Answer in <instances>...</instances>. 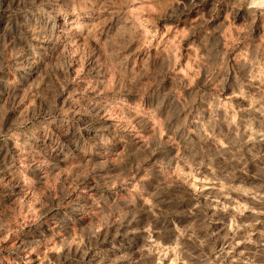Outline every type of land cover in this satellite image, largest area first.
Instances as JSON below:
<instances>
[{
  "label": "clouds",
  "instance_id": "clouds-1",
  "mask_svg": "<svg viewBox=\"0 0 264 264\" xmlns=\"http://www.w3.org/2000/svg\"><path fill=\"white\" fill-rule=\"evenodd\" d=\"M134 2L0 0V185L5 183V174L21 185L19 193H16L18 198L12 202V206L3 205V201H0L3 207L0 229H6L19 238L16 234L23 227V220L18 227H11L12 219L4 221V215L10 214L11 218L20 215L28 217L29 212L38 211L28 204V200L23 199L29 197L30 193H38L48 201H40V208L44 210L42 214L46 215L51 211L53 202L58 203L57 184L59 202L78 186L87 188L91 185L89 191L94 190L91 206H95L98 212H91L90 205H81L78 200L70 209L77 218L81 215L99 217L98 223L93 224L88 233L82 230L74 241L80 253L87 252L93 238L99 243L100 237L104 235L99 229L108 224L110 217L115 215L118 221L129 213L135 214L142 210L149 213V223L154 226L152 231L159 232L160 239L176 236L173 241L175 248L172 249L176 252V264H225L228 256L223 249L220 250L219 259L207 258L216 252L212 243L213 234L207 231V225L204 224V220L209 219L207 215L199 221L204 227L200 235V227L195 220L185 225L183 230L177 227L175 217L188 214L175 210L179 207L178 202L175 207L171 203L168 208L160 207L163 202L161 194L167 192L175 181L170 180L155 163L149 162L153 149L149 147L148 140L137 147L136 142L125 139L127 133L124 129L139 115L136 104L143 100L144 89L157 83V77L162 78L166 73H179L185 69H177L171 62L154 64L152 68L145 64L139 70L135 67L129 69L125 63L127 58L121 57L120 53L131 41L113 47L116 39L111 31L105 33V44L112 47V51L106 54L95 72L91 68L84 71L76 67L82 63L81 57L86 58L94 50L89 48L87 52L84 51L87 41L77 43L85 31L88 32V40L95 39V29L104 33L103 25L116 16L115 23L109 25V29L116 30V36H122L126 31L135 32L134 24L131 29H125L121 23L132 19L131 16L125 19L123 14ZM147 7L150 11L159 9L156 20L163 17L165 24H178L181 15L196 9L199 13L197 22L189 30L200 31L199 46L204 49V54L194 58L192 64L196 67L190 64L187 71L196 75L201 68L207 69L212 65L218 85L217 94L228 82L231 71L236 74L235 82L240 87V92L234 91V95L245 96L244 86L248 84L258 90L260 100L264 101V79L259 85H252L256 77L243 71L248 65H264V0H168L166 4L156 3L155 8L151 4ZM84 20L96 23L90 27L88 23H82ZM152 26L155 27V20ZM225 30L231 34V43L227 48L221 47ZM133 38L139 39L138 36ZM166 59L171 61L170 57ZM229 60L233 63L229 64ZM244 76L248 78L242 79ZM177 81L182 88L190 87L184 77H177ZM109 115L117 117L116 126L105 128ZM171 131L175 135L176 128L171 127ZM149 139H158V134L154 133ZM121 144L123 151L117 152L115 149ZM217 152L223 154L219 148ZM69 160L81 163L61 167L62 162L67 164ZM146 163H149L148 167ZM134 183L138 185L135 189L132 188ZM153 184L155 190L149 192L147 187ZM183 191L187 192V189ZM138 196H149L155 203L151 208H144L143 204L137 205ZM170 199L177 201L178 197L170 195ZM153 208L157 211L153 212ZM161 217L171 226L164 224L156 227ZM28 218L35 219L34 216ZM27 235L26 240L22 241L25 244L22 251L27 255L20 256V246H5L7 236L0 232V264H5V261L7 264H32L28 257L33 252L40 255L38 250L41 241H29ZM245 240L255 245V249H247L249 257L243 264H264V234L259 241L252 240L250 236L245 237ZM71 243L67 237L61 240L60 245L49 238L43 240L44 246L52 245L48 250L57 254L62 247L70 248ZM145 243H148V237H145ZM205 247L210 249L207 254L204 253ZM158 250L163 253L162 248ZM138 251L143 264H158L151 248L147 252L143 248ZM13 253L19 258L9 259ZM44 259H48L47 256L40 264H43ZM48 264H62L60 256L48 260ZM82 264H88V261L82 260ZM104 264H110V259L105 260ZM121 264H129V261H121Z\"/></svg>",
  "mask_w": 264,
  "mask_h": 264
},
{
  "label": "rangeland",
  "instance_id": "rangeland-1",
  "mask_svg": "<svg viewBox=\"0 0 264 264\" xmlns=\"http://www.w3.org/2000/svg\"><path fill=\"white\" fill-rule=\"evenodd\" d=\"M167 2L168 0H135L131 8L123 14L125 19L128 16L132 19L126 23L121 21L125 29H131L134 24L136 26L134 33L126 31L124 35L116 36V30L109 29V25L117 20L116 16L103 25L104 33L95 29V39L88 40V32L85 31L77 43L87 41L84 51L87 52L89 48L94 50L86 58L81 57L82 63L76 67L84 71L91 68L95 72L106 54L112 51V47L105 44L107 39L105 33L111 31L116 39L113 47L131 41L120 53L121 57L127 58L125 63L129 69L135 67L139 70L145 64L152 68L154 64L169 62L177 69H185L179 73H166L162 78L157 77V83L144 89L143 100L136 104V112L139 115H136L131 125L124 129L127 133L125 139L136 142L137 147L148 140L149 147L153 149L148 158L149 162L155 163L170 180L175 181L167 192L161 194L163 202L160 207L168 208L169 203L175 207L178 202L179 207L175 210L188 213L175 217L177 227L183 230L185 225L195 220L200 227L198 234L202 235L204 227L199 221L204 220V216L207 215L209 219L204 220V224L207 225V231L213 234L212 243L216 249V252L207 258L219 259L220 250L223 249L228 256L225 264H243L249 257L247 249H255V245L247 243L245 237L250 236L252 240L259 241L264 234V108H262L264 101L260 100L258 90L248 84L244 86L247 98L234 95V91L240 92V87L235 82L236 74L231 71L228 82L218 94L212 65L207 69L201 68L196 75L187 71L190 64L193 68L196 67L192 60L204 54V49L199 46L200 31L189 30L197 22L196 17L199 13L192 9L191 12L180 16L178 24H165L163 17L156 20L159 9L150 11L147 5L151 4L155 8L156 3ZM167 11L171 12L172 9ZM154 20L155 27L152 26ZM82 23H88L91 27L96 21L84 20ZM134 36H138L139 39L133 38ZM221 40V47L227 48L231 43V34L225 30ZM77 56H80L79 52ZM168 57L171 61L166 59ZM232 63L233 61L229 60V64ZM243 71L256 77L252 80V85H259L264 79V65H248ZM177 77H184L190 87L182 88ZM165 117L169 119L166 120ZM116 122L117 117L109 115L106 117L104 127L107 128L109 125L115 127ZM171 127L176 128L175 135ZM154 133L158 134V139H149ZM218 148L223 152L222 155L217 152ZM229 148L231 151H228ZM115 150L123 151V144ZM233 156L237 158L233 159ZM77 163L81 161L69 160L67 164L62 162L61 167ZM145 166L148 167L149 163ZM4 180L5 183L0 185V201H3V205L12 206V202L18 198L16 193H19L21 185L7 174L4 175ZM136 187L138 185L134 183L132 188ZM89 188L91 185L87 188L78 186L59 202L57 184L58 203L53 202L51 211L46 215L42 214L44 210L40 208V201L48 203L44 196L30 193V198L24 197L31 207L38 210L35 213H28V217L34 216L35 219L30 220L23 215L11 218L10 214H5L4 221L12 219L11 227H18L21 220L24 223L16 234L19 238H15L6 229H0V232L7 236L4 245H19V255L25 256L27 253L22 251L25 247V244H22V241L26 240L25 234H28L29 241L40 240L41 248L38 250L40 255L33 252L28 257L32 264H40L45 256L48 259H44L43 264H48V260H55L57 255L60 256L62 264H82V260L88 261V264H104L108 259L110 264H121V261L125 260L129 261V264H143L141 253L138 251L140 248L145 252L151 248L158 264H176L174 259L176 252L172 250L175 248L173 241L176 240V236H172L171 239L167 237L160 239V233L152 231L154 226L149 223V213L142 210L135 214L129 213L118 221L115 220V215L110 217L108 224L99 229L100 233L104 234L100 237L99 243L93 238L87 252L80 253L74 241L78 239L82 230L85 234L88 233L91 226L98 223L99 217L81 215L77 218L70 209L77 200L81 205L85 203L92 205L94 190L89 191ZM184 189H187V192H184ZM147 190L154 191L155 184L147 187ZM170 195L178 197V200H171ZM154 203L149 196L137 197V205L143 204L144 208H151ZM24 211L27 212L28 209L25 208ZM90 211L96 213L98 209L91 206ZM152 211L157 210L153 208ZM0 212H3L2 206ZM164 224L171 226L164 217H161L156 227ZM64 237L72 243L70 248L62 247L59 254L48 250L52 245L45 247L43 244L44 238H49L60 245ZM145 237H148L147 244ZM87 243L85 237V244ZM161 248L163 253L158 250ZM209 251L210 249L205 247L204 253L207 254ZM112 253L115 255H111ZM14 257L19 258L13 253L9 259Z\"/></svg>",
  "mask_w": 264,
  "mask_h": 264
}]
</instances>
